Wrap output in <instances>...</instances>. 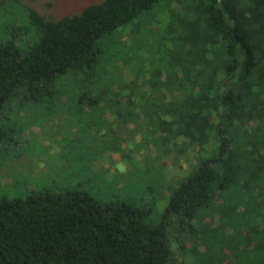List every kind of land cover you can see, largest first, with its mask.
Here are the masks:
<instances>
[{"label":"trees","instance_id":"16d2710c","mask_svg":"<svg viewBox=\"0 0 264 264\" xmlns=\"http://www.w3.org/2000/svg\"><path fill=\"white\" fill-rule=\"evenodd\" d=\"M0 4L34 33L24 53L13 38L0 42V112L13 97L58 94L70 73L95 82L96 64L97 73L113 61L111 35L128 31L146 93L105 70L108 91L89 82L82 95L96 104L107 92L120 122L153 124L157 152L196 153L156 220L78 186L0 199V264H264V0H96L57 18L20 0ZM189 232L202 244L190 260L180 251Z\"/></svg>","mask_w":264,"mask_h":264},{"label":"rangeland","instance_id":"374dc122","mask_svg":"<svg viewBox=\"0 0 264 264\" xmlns=\"http://www.w3.org/2000/svg\"><path fill=\"white\" fill-rule=\"evenodd\" d=\"M20 1L47 18H57L72 8L78 10L96 0ZM3 9L0 4V42L13 38L20 51L26 52L33 43L34 33L25 22H20V13L16 9ZM129 36L132 33L128 31L124 35H111L112 64L108 63L98 71V78L95 69H101L103 64H96L95 82H90L91 74L87 72L79 75L70 73L69 78L61 83L63 86L58 94L13 97L5 102L0 112V123L5 131L0 139V199L22 197L31 189L41 187L61 189L78 186L101 202L129 200L134 206L148 208V218L156 220L170 192L168 184L169 188L176 186L178 179L192 169L196 161L195 151L185 154L157 152L149 143V130L154 128L153 124L140 122V117L136 118L138 125L131 120L126 124L120 122V117L110 110L112 103L117 106L118 103L107 92L104 99L96 96V104L87 100L91 95H82L88 90L89 82L95 84L94 88L108 91L101 78L105 70L106 77L112 76L118 87L123 86L126 75L134 80L135 95L138 96L140 90L146 93L139 82L149 74H135L138 64L134 65L132 57L135 51L129 52L127 48ZM140 51L147 52L145 49ZM116 131L122 136L119 143ZM121 151L129 153L131 160H126ZM146 162L150 164L148 170L144 167ZM157 170L159 175L154 172ZM207 222H210V227L218 225L216 216ZM191 223L197 225L196 220ZM197 240L190 232L183 239L182 250H179L186 251L189 260L202 250V244ZM195 244L196 251L193 248ZM236 253V249L227 248V260L235 258ZM184 260L187 262L186 258Z\"/></svg>","mask_w":264,"mask_h":264}]
</instances>
